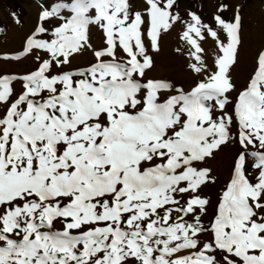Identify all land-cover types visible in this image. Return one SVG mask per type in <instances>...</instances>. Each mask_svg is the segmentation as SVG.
Listing matches in <instances>:
<instances>
[{"label":"snow or ice","instance_id":"snow-or-ice-1","mask_svg":"<svg viewBox=\"0 0 264 264\" xmlns=\"http://www.w3.org/2000/svg\"><path fill=\"white\" fill-rule=\"evenodd\" d=\"M34 3L0 51V264H264V22L241 82L240 3Z\"/></svg>","mask_w":264,"mask_h":264},{"label":"rangeland","instance_id":"rangeland-1","mask_svg":"<svg viewBox=\"0 0 264 264\" xmlns=\"http://www.w3.org/2000/svg\"><path fill=\"white\" fill-rule=\"evenodd\" d=\"M223 2L230 6L240 3L243 5L242 14L245 17L246 29L252 25L254 30L250 29L251 35L246 41V48L241 50L242 67L239 70L241 82L245 74L244 63H251V55L255 51V47L260 43V30L256 27L260 22H264V6L261 5L260 0H180V10L183 13L185 9L198 11L205 21L211 22V14L215 12L218 5ZM13 4L8 0H0V29L4 31L0 35V51H12L19 47L25 33L32 27L35 17V3L34 1L21 2L19 5ZM21 8L24 13L21 14ZM18 11L22 27L14 25L9 17L8 10ZM224 18L231 16V11L222 14ZM211 42H209L210 44ZM176 40L173 37H166L164 41L163 50L158 57V61L163 70H166L173 62L174 56L171 53V47L175 46ZM206 48L209 45H205ZM165 74H171L165 72Z\"/></svg>","mask_w":264,"mask_h":264},{"label":"trees","instance_id":"trees-1","mask_svg":"<svg viewBox=\"0 0 264 264\" xmlns=\"http://www.w3.org/2000/svg\"><path fill=\"white\" fill-rule=\"evenodd\" d=\"M9 2H12L13 4H15V6H17L16 4H20L21 2H27V1H34V0H8ZM179 3H180V0H179ZM21 14L24 13L23 9L21 8ZM2 33H0L1 35Z\"/></svg>","mask_w":264,"mask_h":264},{"label":"bare ground","instance_id":"bare-ground-1","mask_svg":"<svg viewBox=\"0 0 264 264\" xmlns=\"http://www.w3.org/2000/svg\"><path fill=\"white\" fill-rule=\"evenodd\" d=\"M211 44V43H210ZM162 68V67H161Z\"/></svg>","mask_w":264,"mask_h":264}]
</instances>
